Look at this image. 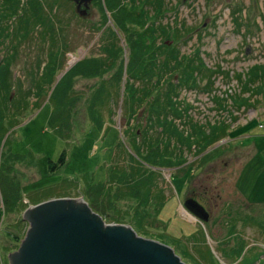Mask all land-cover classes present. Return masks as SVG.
Listing matches in <instances>:
<instances>
[{"label":"rangeland","instance_id":"374dc122","mask_svg":"<svg viewBox=\"0 0 264 264\" xmlns=\"http://www.w3.org/2000/svg\"><path fill=\"white\" fill-rule=\"evenodd\" d=\"M39 1H50L45 5L49 8L52 0ZM55 1L60 4L54 27L61 41L57 62L62 69L58 73V68L50 70L49 87L38 85L42 89L38 108L30 106L40 95L35 94L38 86L34 88V83L43 82L41 67L50 49L48 38H42L43 28L34 25L27 30L28 35L24 32L23 38L16 37L0 5V123L7 124L9 119L15 122L0 138V172L15 182L23 201L10 209L0 203V264H9V253L20 245L28 227L21 219L27 205L62 196H82L87 202L90 185L98 181L105 188L90 196L97 202L95 207L103 221L130 225L139 236L169 245L186 264H264V0H161L158 16L168 24L165 26L175 28L177 36L160 31L155 35L156 43L164 44L165 51L173 47L181 64L152 82L147 77L128 80V85L133 82L130 86L135 88V101L129 111L122 113L119 105L125 101L124 90H131L126 86L124 66L129 48L123 37L114 61L109 58L108 53H114L111 49L100 53L102 60H97L96 68L78 64L67 82L71 96H75L70 106L68 138L49 127L51 104L47 96L67 69L100 52L99 37L109 25V11L105 0H92L83 15L76 13L73 1ZM15 2L23 5L29 0ZM146 7L154 10L149 3ZM185 54L187 59L193 55V64L204 68L190 81L192 86L182 85ZM101 61L105 65L100 67ZM120 65L119 97L110 105L101 104L95 115L89 113L87 97L92 89ZM138 82L151 89L142 94L143 88L137 90ZM164 90L172 91L175 101H182L177 107L183 115L174 122L191 148L187 143L179 151L174 149L176 159L155 168L153 182L164 194L159 210L152 196L146 200L144 187L135 189V195L118 197L116 179L125 176L115 174V164L123 163V159L129 164L128 142L136 132L144 131L147 116L155 106L154 98ZM23 98H27L29 108L16 116L15 111L10 112L9 102ZM99 118L100 126L95 124ZM215 125L224 127L222 141L204 150L193 146V141L207 138V129ZM63 150L64 163L48 171L47 158L56 161ZM257 166L261 170H257L253 184L249 183ZM187 196L196 197L207 207L210 214L206 221L184 208ZM146 210L152 217L138 224L137 215ZM231 249L234 254L226 256Z\"/></svg>","mask_w":264,"mask_h":264},{"label":"trees","instance_id":"16d2710c","mask_svg":"<svg viewBox=\"0 0 264 264\" xmlns=\"http://www.w3.org/2000/svg\"><path fill=\"white\" fill-rule=\"evenodd\" d=\"M15 1L17 0H0V5L3 6V9L9 19V27L11 31L15 30L14 35H16V37L23 38L24 32L26 35H28L27 30L31 25H34L39 27V29L43 28L41 32L42 38H48V41L46 43L50 46L51 51L50 49L49 51L47 50L46 61H44L41 67V80H43V82H36V80L34 83V88L39 84H48L49 87L52 81L50 70L58 68L56 72L58 73V71L62 69V64L58 65L57 62L59 61L57 50H60L59 47L61 46H59V44L61 43V41L59 40L54 27V20H59L56 17V14L60 4L56 3L55 0H52L50 7L46 8L45 5L50 1H44V4V2L40 3L39 0H29V3L23 5H18ZM105 1L109 11V25L106 24L104 26V31H102V34L99 37L100 52L95 56L85 58L84 61L78 62L73 67L67 69L59 77V79L55 83V86L51 89L50 93L47 96V101L51 104L50 115L47 119L48 125L53 129V132L55 134L63 138H68L69 136V133L66 130L70 129V106L75 97L71 96L67 86V82L71 79L73 69L78 64H84V67L87 69L96 68L97 60H102V58L99 59L98 57H101L100 53H108L111 49H113L112 51L114 53L108 54L110 55L109 58L114 61L119 53L118 42L121 40V37H123L129 48L127 64H125L124 66V71L127 73L126 84L129 82L128 80L132 79L140 81L142 77H147L148 80L152 82L155 78H163V75L165 73L166 75H168L169 71L172 68L173 70H175V68L181 64V60L178 59L180 56L177 54L173 47L167 48V51H165L163 50L164 44L161 45V42L156 43L157 37L155 35L158 36L160 31L166 32V35L170 34L171 36H173V38L177 36L175 28L173 29L165 26L168 24H164L162 18L158 16V14L162 11L161 7L158 8V6L162 3L161 0ZM147 3L152 5L154 10H150L149 8H147ZM261 20L262 23H264L263 17L261 18ZM157 32L158 34H156ZM53 48L55 49L53 50ZM115 50H118L117 55L115 54ZM9 51H11L12 53L14 51V46H11V50L9 48ZM163 51L165 52V54L164 57H161L160 55ZM48 58L50 59L48 60ZM183 59L186 60L183 62V66L181 67V71L183 73L182 85L192 86L193 84L190 83L195 80V76L197 75L196 73L202 71L204 68L203 66L199 67L193 64L195 63V58L193 55H189V58L187 59L185 54V57ZM159 60L161 61L160 63L157 62ZM101 65L104 66L105 64H103L101 61L100 67ZM156 68H158V70H156ZM122 72L123 67L122 65H120L115 67V70L111 74L100 79V83L98 84V86L92 89L90 96L87 97V107L89 113L94 114V112L97 111V108H100L101 104H104L106 102L108 105H110L111 102L117 99V95L119 97V91L118 94L116 93L119 86V81L117 79L121 78ZM80 73L87 74L85 70H81ZM243 73L246 76L247 72ZM93 74L97 75V72H94ZM131 83L130 85L132 86L133 82ZM144 84L146 83L144 82ZM130 85L127 84L126 86ZM142 88V94L151 89H147L146 86L139 83L137 90H140ZM41 90V87L38 86L34 90L35 94L39 95V91ZM134 90L135 88H131V90L128 89V91L124 90L127 94L125 98H123V100L125 99V101H122L119 105L121 113L124 111H129V109L133 105L132 103H134L135 101ZM27 92L28 94L31 93L29 90ZM130 96L132 98H130ZM40 98L41 94L36 97V100L31 104L30 108L40 107V102H38ZM128 99H131V104L128 103ZM175 99L176 95L169 90H167L166 92L164 90L156 94V97L154 98L155 106L151 108V113L149 114V116H147V120L144 123V131L136 132V136L131 139L132 143L131 141L128 142L127 150L130 154L129 164L126 162V159H123V163L119 162L115 164V174L121 173V176L122 174L125 176L116 179V181L119 182V184H117V190L119 193L118 197L125 195H135V189H142V187H144L145 190L142 189V193L147 194L148 197L146 200L148 201L152 196V198L156 200L155 205L157 206L158 204L157 209L160 210V208L162 207V204L164 202V194H162L161 189L156 186V183L153 182L155 178V168L157 169L158 167H165L170 164L168 161L169 159H176L174 149L179 151L184 146H187V143L188 147L191 148V146H189V142L185 139V137H183L184 134L181 133L180 127L176 122H174L176 118H181L183 115V111L180 114L178 112V107L180 108L179 105L182 101H175ZM9 103L10 110L12 109L10 112L15 111L14 114L16 116L29 108L27 98H23L21 101L17 102L12 99ZM12 121V119H9L7 124L0 123V138H2L4 133L8 131L9 127L15 124V122L12 123ZM95 122V124H97L98 126L102 124L100 118L99 121L97 120ZM193 124L194 123H191V125ZM219 128L220 127L216 125L215 127L211 126V128H208V137L205 138L204 136L201 140L193 141V146L198 147L200 150H204L207 145L210 146L219 141H222L225 135L224 127L221 126V128ZM6 138L7 136L3 140L1 144L2 146L4 145ZM168 150L172 151L170 155L167 154ZM65 157L66 153L64 150L59 153L56 161H53L50 157H48L47 170L53 171L58 166L62 165L64 163ZM123 178L125 179L120 181ZM110 179H113L112 175L110 176ZM148 182L150 185L148 184ZM92 183L94 184L90 185L91 189L89 190V193L87 192L89 195V198H87V202L95 212L99 213V209L95 207V204L97 202L95 201L94 197L92 198L90 196V194L91 192L94 194L95 190H100L102 188H105V186L102 181ZM145 186H147V188ZM0 194V203H2L3 206L7 209L13 208L15 205H17V202H19V200L21 201L20 193L15 182H13V180H11L9 176L4 173L2 174L1 172ZM94 196L96 197V195ZM137 216H140V221H136L138 224L141 221H145L152 217L149 215V211L147 210L146 212L141 211V214ZM149 222L152 223L151 220H149ZM231 251L232 252H226L228 254L225 255L228 256L230 253L234 254L233 252L235 250ZM237 253L238 251L235 252V254Z\"/></svg>","mask_w":264,"mask_h":264},{"label":"water","instance_id":"95a60500","mask_svg":"<svg viewBox=\"0 0 264 264\" xmlns=\"http://www.w3.org/2000/svg\"><path fill=\"white\" fill-rule=\"evenodd\" d=\"M78 14L92 0H70ZM183 206L199 220L208 212L193 197ZM28 227L9 264H186L172 247L139 236L127 224L108 223L82 196L51 197L22 211Z\"/></svg>","mask_w":264,"mask_h":264},{"label":"crops","instance_id":"0c3cea01","mask_svg":"<svg viewBox=\"0 0 264 264\" xmlns=\"http://www.w3.org/2000/svg\"><path fill=\"white\" fill-rule=\"evenodd\" d=\"M258 169H261V166H257V167L254 169L255 171L251 172V178H250L249 183L252 182V184H253V182H254L255 179L257 178L258 173H256V172H257ZM249 185H250V184H249ZM251 186H252V185L249 186V189H250ZM246 188H247V187H246ZM249 189H248V192H249Z\"/></svg>","mask_w":264,"mask_h":264},{"label":"bare ground","instance_id":"6f19581e","mask_svg":"<svg viewBox=\"0 0 264 264\" xmlns=\"http://www.w3.org/2000/svg\"><path fill=\"white\" fill-rule=\"evenodd\" d=\"M76 13H77V12H76ZM16 19H18V18H16ZM15 24H16V23H15ZM224 141H225V140H224ZM252 145H253V144H252ZM255 149H256V148H255ZM260 170H261V169H260ZM260 170H259V171H260ZM246 173H247V172H246ZM248 177H249V175H248ZM245 179H248V178L245 176ZM248 180H249V179H248ZM186 188H187V187H186ZM199 195H200V194H199ZM183 196H184V195H183ZM200 196H201V195H200ZM197 197H198V196H197ZM195 198H196V197H195ZM199 199H200V198H199ZM206 208H207V207H206ZM206 208H205V209H206ZM104 213H105V212H104ZM185 213H186V212H185ZM209 214H210V213H209ZM105 215H106V214H105ZM106 220H107V219H106ZM231 233H233V232H231ZM237 237H238V236H237ZM241 239H242V238H241ZM236 244H237V243H236ZM238 244H239V243H238ZM241 244H242V243L239 244L240 247H243V246H241ZM235 248H236V247H235ZM237 248H238V247H237ZM243 248H244V247H243ZM252 249H253V248H252ZM231 250H232V249H231ZM237 250H238V249H237ZM249 250H250V249H249ZM233 251H234V250H233ZM238 251H240V250H238ZM230 255H231V253H230ZM245 255H246V254H245ZM245 255H244V256H245ZM231 256H232V255H231ZM236 258H237V257H236ZM256 259H257V258H256ZM252 262H253V261H252ZM248 264H249V263H248Z\"/></svg>","mask_w":264,"mask_h":264},{"label":"flooded vegetation","instance_id":"af4514ba","mask_svg":"<svg viewBox=\"0 0 264 264\" xmlns=\"http://www.w3.org/2000/svg\"><path fill=\"white\" fill-rule=\"evenodd\" d=\"M187 197H192V196H187ZM187 197H186V198H187ZM193 198H194V197H193ZM184 199H185V198H184ZM196 200H197V199H196ZM198 202H199V201H198ZM202 205H203V204H202ZM203 206H204V205H203ZM204 208H205V206H204ZM206 210H207V209H206ZM207 212H208V211H207ZM208 215H209V212H208Z\"/></svg>","mask_w":264,"mask_h":264}]
</instances>
